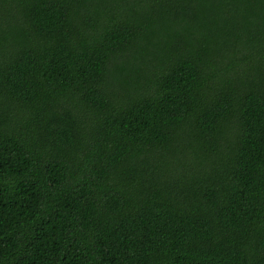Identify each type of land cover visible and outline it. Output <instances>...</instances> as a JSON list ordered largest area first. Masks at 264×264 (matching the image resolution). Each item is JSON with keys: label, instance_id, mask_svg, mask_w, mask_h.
<instances>
[{"label": "trees", "instance_id": "16d2710c", "mask_svg": "<svg viewBox=\"0 0 264 264\" xmlns=\"http://www.w3.org/2000/svg\"><path fill=\"white\" fill-rule=\"evenodd\" d=\"M0 264H264V0H0Z\"/></svg>", "mask_w": 264, "mask_h": 264}]
</instances>
